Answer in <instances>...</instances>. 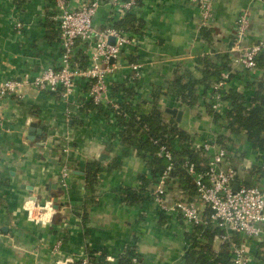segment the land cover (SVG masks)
Instances as JSON below:
<instances>
[{
  "label": "crops",
  "instance_id": "obj_1",
  "mask_svg": "<svg viewBox=\"0 0 264 264\" xmlns=\"http://www.w3.org/2000/svg\"><path fill=\"white\" fill-rule=\"evenodd\" d=\"M211 1L215 20L207 26L208 38L203 34L200 8L190 0H136L130 10L105 0L94 23L99 28L116 25L129 13L142 23L138 30H126L134 41L125 46L122 65L109 78L121 107L151 106L156 95L163 120H174L191 137H174V149L196 150L202 141L222 146L219 141L224 138H219L224 134L243 181L253 165L264 169V150L255 149L244 133H231L214 120L206 105L211 92H205L203 85L193 106L171 90L177 75L202 78L203 66L198 62L202 57L215 59L228 53L232 60L236 20L243 9L251 16L246 44L264 40L262 0ZM57 14L53 0H0V81L22 82L17 93L0 101V264H73L77 260L118 264L129 248L136 249L141 264H184L187 236L194 232V225L180 213H165L154 203L148 191L154 177L147 159L125 145V124L117 113L92 103L90 81L80 78L68 100L60 92L41 91L25 81V72L32 77L43 68L60 65L63 47ZM17 21L22 28H16ZM74 58L87 65V47L80 40ZM133 63L141 64L137 76ZM262 75L258 69L236 67L225 89L253 97ZM170 108L182 111L180 120L168 112ZM32 122L43 130L35 140L28 138ZM65 145L70 148L67 153ZM91 162L98 163L99 171L93 189L87 191ZM64 164L71 170L67 185L61 178ZM257 178L253 174V181ZM179 180L169 181L171 197L192 200L207 214L209 209L198 194ZM255 185L264 186V177ZM125 189L137 190L144 199L128 203L123 200ZM233 236L248 243L254 264H264L263 238ZM213 243L218 251L224 241L217 235Z\"/></svg>",
  "mask_w": 264,
  "mask_h": 264
},
{
  "label": "built area",
  "instance_id": "obj_2",
  "mask_svg": "<svg viewBox=\"0 0 264 264\" xmlns=\"http://www.w3.org/2000/svg\"><path fill=\"white\" fill-rule=\"evenodd\" d=\"M58 11L56 19L59 22L62 56L60 65L49 66L31 77L24 73L26 82L41 91L60 92L68 100L76 90L77 82L81 79L90 81L89 90L92 103L96 107H107L115 115L121 109V103L113 96L109 78L122 65V53L125 46L133 43L134 37L128 31L120 30L110 24L97 27L94 18L105 0H53ZM201 11L202 26H210L215 20V12L211 0H190ZM264 2V0H262ZM114 6L130 10L136 0H112ZM251 26V16L248 9H243L236 20L234 30L231 69L222 72L221 79L213 85L211 94L212 110L221 112L226 107L223 90L236 67L247 70L257 68V56L264 49V40L254 44H246ZM23 27L21 21L16 22V28ZM110 37L116 42L111 43ZM84 42L89 55L87 65L81 66L75 61L74 55L78 41ZM134 76L139 75L141 64L133 63ZM22 88V82L16 79L0 81V101L17 93ZM124 116H127L124 113ZM68 140V139H67ZM158 157L165 158L166 168L154 185L152 199L158 208L165 213L177 212L184 220L192 225L212 223L223 230L219 234L223 241H231L235 233L248 238H263L264 240V186H247L243 181L238 190L233 183L239 176L230 152L215 141H202L196 146L209 156L208 167L198 170L194 162L187 159L183 167L193 176L199 200L208 207V214L203 213L199 205L185 197L175 199L168 192L169 181L175 169V158L171 147L156 140ZM68 145L63 146L65 153L69 152ZM71 175L68 164L61 170L64 185ZM235 264H254L246 241L233 243L231 246ZM86 262V260H85ZM133 264H141L133 258Z\"/></svg>",
  "mask_w": 264,
  "mask_h": 264
},
{
  "label": "trees",
  "instance_id": "obj_3",
  "mask_svg": "<svg viewBox=\"0 0 264 264\" xmlns=\"http://www.w3.org/2000/svg\"><path fill=\"white\" fill-rule=\"evenodd\" d=\"M136 20L129 13L125 19L117 22L115 26L124 31L130 29L138 30L142 27V23L139 20H137V23ZM210 32L211 30L209 28L204 27V37L208 38ZM198 62L203 66V76L201 79L193 77L184 79L181 75H177L171 85L172 92L190 106L195 105L199 101L201 93H199L198 87L202 85L205 88V92L207 91L208 94L209 91L211 92V96L213 85L221 79L222 72L231 69L232 60L229 54L225 53L218 55L215 59L211 56H205L200 58ZM256 69L262 71L263 75L256 82V90L253 97L247 98L244 93L233 88L228 90L224 89L223 98L227 105L221 112L212 110L211 98L206 102V105L209 112L213 114L214 120L219 122L221 126L231 133H244L247 140L255 149L264 150V49L257 56ZM157 100L156 95H153L150 101L151 106L135 108L124 105L121 107L117 113V117L121 123L125 124V129L122 132L124 143L125 145L136 148L138 154L145 157L151 167L154 177V182L148 190L151 198L153 187L158 182L159 177L167 165L166 159L158 157L157 155L158 144L155 143L156 140L168 144L173 151L176 167L172 173V178L178 177L180 179L179 181L187 189H190V192H196L193 176L183 167L184 162L189 159L196 164L198 170H205L208 167L209 156L205 155L202 149L172 148L171 140L174 137L177 136L180 140H190L191 137L184 131L178 129L174 120L168 123L163 120L164 111L158 108ZM124 113L127 116H124ZM221 138H224V140H220ZM227 139L228 137L223 134L219 138V142L231 152L233 160L235 161L236 156L232 152L234 149L224 142ZM235 166L239 170V165L236 161ZM98 171V163H88L86 172L87 191L93 189L92 186L96 182ZM250 171L258 178L264 177V169H261L259 166L253 165ZM258 178L257 181H255L256 179L253 181L254 185L258 182ZM123 194V200L128 203H135L140 199H144L140 192L133 189H125ZM192 228L194 232L187 236L189 245L185 252L184 264H235L231 246L233 243H239V240H236L233 236L231 241H224L220 249L215 251L214 238L223 233V230L212 223L194 225ZM134 257L140 260V255L136 249L129 248L119 258L118 264H133ZM73 264L85 263L83 260H77Z\"/></svg>",
  "mask_w": 264,
  "mask_h": 264
},
{
  "label": "water",
  "instance_id": "obj_4",
  "mask_svg": "<svg viewBox=\"0 0 264 264\" xmlns=\"http://www.w3.org/2000/svg\"><path fill=\"white\" fill-rule=\"evenodd\" d=\"M109 41L111 43H115L116 42V38L115 37H110ZM168 112L173 114L178 120H180L181 116H182V111L177 109V108H170L168 109ZM43 133V130L41 128L40 125H38V123L36 122H32L30 127H29V135L28 138L30 140H35L36 138H40L41 135ZM106 155L103 154L101 155V159H103ZM253 174L251 172H246L243 178V182L247 184V186H250L253 184ZM241 182L240 179L238 177L235 178V181L233 183V188L234 190H238L239 187L241 186Z\"/></svg>",
  "mask_w": 264,
  "mask_h": 264
}]
</instances>
